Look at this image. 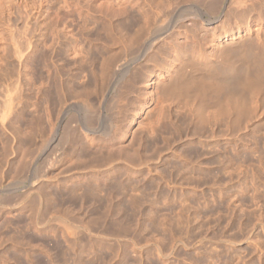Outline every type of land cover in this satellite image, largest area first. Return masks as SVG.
Instances as JSON below:
<instances>
[{"label":"rangeland","instance_id":"obj_1","mask_svg":"<svg viewBox=\"0 0 264 264\" xmlns=\"http://www.w3.org/2000/svg\"><path fill=\"white\" fill-rule=\"evenodd\" d=\"M208 1L0 0V181L5 174L9 179L20 174L27 150L36 148L48 127L47 114L57 110L64 90L95 95L108 63L136 59L139 41L169 29L148 60L130 62L129 75L139 69L140 77L134 91L123 88L129 103L123 114H116L115 105L91 104L99 129L117 125L109 137L96 133L91 144L81 124L89 112L84 106L70 110L60 130L69 137L60 135L61 144L57 140L51 148L63 145L64 157L79 152L74 158L80 168L67 170L75 159L64 161L49 170L52 179L34 186L41 185V212L32 200L39 191L31 187L32 172L31 181L19 186L32 191L1 193L0 264H264V78L255 90L231 91L228 98L197 87L198 80L224 82L204 77L196 62L202 51L213 52L224 31L199 14L211 7ZM221 4L224 11L230 5L229 0ZM236 15L226 18L233 21ZM250 15L256 17L255 11ZM177 19L181 24L173 27ZM258 23L255 19L250 36L262 42ZM175 45L187 49L181 62L171 54ZM233 59L252 65L246 56ZM162 65L178 73L155 85ZM179 74L189 79L180 78L183 86ZM193 80L202 94L193 90ZM73 139L89 149L72 148ZM110 149L122 153L125 162L116 160L109 170L101 166L106 173L85 169L94 156L103 164ZM31 151L36 159L39 150ZM37 165L35 160L32 169ZM119 184L124 187L113 190Z\"/></svg>","mask_w":264,"mask_h":264},{"label":"bare ground","instance_id":"obj_2","mask_svg":"<svg viewBox=\"0 0 264 264\" xmlns=\"http://www.w3.org/2000/svg\"><path fill=\"white\" fill-rule=\"evenodd\" d=\"M223 0H211L208 1L210 2L211 4V7L206 10V11H203L202 13L200 12L199 14H201V16L203 15H207L208 18H205L204 16L202 18H204L205 20L209 21L210 23H217L219 24L216 28H218V30L223 31V35L221 33H219L217 35V39H218V42L215 44L216 47L214 48L213 52L211 53H208L206 51H202L201 53H199V58L197 59L196 62H198V67H201L202 69H204L205 71V76L204 77H210V79L212 77H215V76H219L224 82L223 84L221 85V83L219 84L218 83V86H217V82H213L214 84H212L211 80L208 81V83H204L203 84L199 81L198 88H201L205 93H207L208 95H211L212 93L214 94V92H216V94L218 93L219 95L221 96H226V94L231 91H240L239 89H242L243 91H245L244 89H247L246 91L252 89L255 90L257 87H258V80L260 79H263L264 78V39L262 42H258L256 40H254L253 37L250 36V33H252L251 31L253 30V23H254V20L255 19H258V25H259V28L258 30L259 31H264V0H229V3L230 5L226 8L227 10L224 11L223 10V7H222V2ZM207 4V3H206ZM210 6V5H209ZM208 6V7H209ZM250 11H255V14H256V17H253L252 15H250ZM224 12V13H223ZM34 13V12H33ZM232 13H236L237 17H234V19H236L234 21H231L230 18L227 19L226 17H228L229 14L232 15ZM193 15V14H192ZM201 16H198L200 19H201ZM54 17V16H53ZM196 17V16H195ZM186 19V18H185ZM178 21L176 23H174V26L173 27H177L179 26L178 23L181 24V20L177 19ZM30 28V27H29ZM41 29V28H40ZM169 29L166 30L165 32H163L162 34H159V35H152L151 34H148V35H144L145 37L139 41L137 40V42L139 41V54L137 56V58H132V61H129V60H125V59H120L121 61H119V63H108L107 67H106V70L104 72L102 71L101 72V81H98V84H97V88H96V93L95 95H93L92 93H89L90 91L87 90V92H85V90L83 92H85L84 94H79V95H75V92L73 93L71 91V94L73 93V96L70 95V93L66 92L64 90V92L62 93L61 89H60V93H62V95L59 93L60 96V99L58 101V108L55 112L53 111H49L51 113H48V127L45 128L44 132H42L41 130V135H39L40 137L38 138L39 141L36 142V148L37 150H39V154H37L38 156L36 157V159H34V157H30L29 156V151H31L32 149H34L33 147L30 149V150H27V156H25L24 158V162L22 161L23 163V166L21 167V172L20 174H18L17 177H11L12 179H9L7 178V174H5V180H1L0 182V196H1V193H5V192H9V194H17L19 193L18 195H20V192L24 193V189L25 188H21L19 187L20 184H24L25 180H27V178H29V174H33V178L35 179V181L32 183L33 185L31 186L32 189L36 188L34 187L35 185H37L39 183V181L43 178H50L52 179L51 177H48V172L50 169H53V168H56L57 166L59 167V164H62V162L64 163V161H72L74 160L76 157L75 153L76 151L74 152V154L72 156H69V157H64L63 155V145H62V148H56V143L54 144L55 147L54 149L51 148V145L53 142H56L57 140H59L57 143L59 144V142L61 141V137L60 135L63 137V136H67L68 134V131L64 132L67 133L65 135L63 134H60V130H62L61 128L64 126V123L66 122V120L68 121V116L70 115V110H73L74 108L76 107H83L86 111L89 112V114L87 115V117L81 121V124H82V127H83V130H84V134L86 137L90 138V141L91 144L94 143L96 141V138L97 136L95 135L96 133L97 134H100V132L109 137L111 135V132L114 131L113 129L116 128V124L114 126H111L110 129H99L97 125V121H96V124L95 122H93L94 120H92V117H97L96 115H91V113H93V109L94 108H91V104L93 105V103H98L100 107H103V108H108V107H112V105H115V109L114 110H117V115H119L120 113H124L122 112L123 108H125V99L123 100L122 98V93L125 92V89L129 88V90H132L133 91L135 90L134 87H136L137 89V86L136 84L138 83L139 81V78L140 77L138 74H139V69L137 71H135L133 74L129 75V72L131 71L130 70V66H132V64H134L135 61H140V60H148L149 56H151L153 53V51L155 50L156 48V44L158 42V40L160 38L163 37V39L167 38V36L169 35L168 33ZM57 36V35H56ZM263 36V35H262ZM143 37V36H142ZM195 38V36H193ZM141 39V37H139ZM138 38V39H139ZM241 38V39H239ZM245 40H244V39ZM253 38V39H252ZM263 38V37H262ZM60 39V38H59ZM238 39V40H237ZM259 39V38H258ZM261 39V38H260ZM237 40V41H236ZM244 41V42H243ZM235 42L237 44V47H234L235 45ZM243 42V43H242ZM20 44V42H19ZM234 44V45H232ZM29 46V45H28ZM77 48V47H76ZM36 49V48H35ZM31 50V49H30ZM174 51L171 53L173 54V58L174 60H182L181 58L184 56L183 54L187 51L186 48H184L182 45H175ZM195 50V49H194ZM34 51V50H33ZM18 52V51H17ZM189 53L191 51H188ZM193 53V52H191ZM197 53V52H196ZM189 55V54H188ZM234 55H239V56H242V57H249V61L251 60V63L252 65H243V64H238L235 63L236 61L232 58L234 57ZM192 56V55H191ZM196 57V55H195ZM113 61V60H112ZM183 61V60H182ZM130 62H132V64H130ZM181 62V61H180ZM256 64H254V63ZM76 63V62H75ZM194 63V62H193ZM136 64V63H135ZM185 64V63H184ZM254 64V66H253ZM61 66V65H60ZM64 66V65H63ZM187 66H189L187 64ZM178 69V68H177ZM176 70V69H175ZM174 70V68L172 67V65H167V66H163L162 65V69L161 71L157 74L158 76L155 78V85H160V84H163L164 81H162L161 77H173V75H177L178 72H176ZM179 71V69L177 70ZM63 72V71H62ZM259 74L257 75L256 73ZM4 73V72H3ZM13 73V72H12ZM61 73V72H60ZM103 74V75H102ZM5 75V74H4ZM129 75V76H128ZM186 75V74H185ZM180 76V77H179ZM179 79L181 78V75L179 74ZM188 76V75H187ZM201 76V75H200ZM177 77H174V79H172L173 81L174 80H178L176 79ZM4 78V77H3ZM32 78V77H31ZM186 78V76H185ZM194 78H197V77H194ZM193 78V79H194ZM199 78V77H198ZM259 78V79H258ZM183 80H185L183 77L181 78ZM181 79H180V83H181ZM204 79V78H203ZM217 79V78H215ZM214 79V80H215ZM12 80V79H11ZM99 80V79H98ZM169 80V79H168ZM189 79L185 80V81H188ZM197 80V79H196ZM196 80H193L195 81V89H193L194 91L197 90L196 89ZM50 81V80H49ZM171 81V82H173ZM203 81V80H202ZM205 81V80H204ZM217 81V80H216ZM51 82V81H50ZM170 81H168V83H171ZM177 83V81H175ZM178 82V83H179ZM184 82V81H183ZM182 82V83H183ZM192 82V81H191ZM261 82V81H260ZM17 83H19V80L17 81ZM166 83V82H165ZM165 83H164V86H165ZM167 83V84H168ZM181 83V84H182ZM190 83V81H189ZM189 83H184L185 84V87H187V85ZM180 84V85H181ZM187 84V85H186ZM194 84V83H193ZM65 85V84H64ZM62 85V86H64ZM70 85V84H69ZM174 86L176 84H173ZM214 85H216L214 87ZM260 85V84H259ZM55 86V85H53ZM96 86V85H95ZM178 86V85H176ZM183 86V84L181 85ZM189 86V85H188ZM70 87V86H69ZM72 87V86H71ZM123 88L124 91H123ZM180 88V87H179ZM47 89V88H46ZM55 89V88H54ZM68 89V88H67ZM75 89V88H74ZM177 88H175L176 90ZM182 89V88H181ZM201 89H198L199 92ZM187 90V89H186ZM128 91V89H127ZM126 91V92H127ZM188 91V90H187ZM237 91V92H238ZM130 93H132V91H129ZM128 92V93H129ZM190 92V91H189ZM196 92V91H195ZM193 92V94L195 93ZM212 92V93H211ZM235 92V94L237 93ZM250 92V91H248ZM247 92V93H248ZM77 93V91H76ZM80 93V91H79ZM211 93V94H210ZM78 94V93H77ZM192 94V93H191ZM200 94H202V92H200ZM207 94H205L206 96H208ZM218 94L216 96H218ZM241 94H245L246 93H241ZM125 95V94H124ZM199 95V94H198ZM204 95V94H203ZM233 95V94H232ZM237 95V94H236ZM240 95V94H239ZM195 96V95H194ZM200 96V95H199ZM202 96V95H201ZM215 96V95H214ZM213 96V97H214ZM220 96V97H221ZM238 96V95H237ZM17 97V96H16ZM79 97V98H78ZM209 97V96H208ZM219 97V98H220ZM228 98V96H226ZM223 98V101L224 99ZM231 97V96H230ZM235 97V96H233ZM239 97V96H238ZM244 97V96H243ZM72 98H75L74 100ZM78 98V99H77ZM205 98V97H204ZM210 98V97H209ZM215 98V97H214ZM213 98V99H214ZM236 98V97H235ZM30 99V98H29ZM72 99V100H71ZM197 99V98H196ZM200 99V98H199ZM211 99V98H210ZM233 99V98H232ZM128 100V99H127ZM216 100V99H215ZM214 100V101H215ZM15 101V100H14ZM13 101V103H14ZM201 101V100H200ZM206 101V100H205ZM233 101H235L233 99ZM231 100V102H233ZM237 101V100H236ZM235 101V102H236ZM244 101V100H242ZM17 102V101H16ZM218 102V101H217ZM245 102V101H244ZM6 103V102H5ZM12 102H8L7 104V108H9V105H11ZM194 103V102H193ZM224 103H226V101H224ZM19 104V103H18ZM129 103H126V105L128 106ZM97 105V104H95ZM131 105V103H130ZM216 105V104H215ZM230 105H233L230 103ZM236 104H234L235 106ZM6 106V105H5ZM4 106V107H5ZM132 106V105H131ZM209 106V105H208ZM219 106V105H218ZM237 106V105H236ZM48 107V106H47ZM93 107H95L93 105ZM202 107V106H201ZM224 107V106H223ZM230 107H233V106H230ZM96 108V107H95ZM117 108V109H116ZM236 108V107H235ZM234 108V109H235ZM237 108L239 109H236V110H240L241 108V111L246 110L244 106H237ZM79 109V108H77ZM98 109V107H97ZM1 110V109H0ZM102 110V109H100ZM225 110V109H224ZM3 111V110H2ZM8 111V110H7ZM81 111V110H80ZM128 111V109H127ZM223 111V110H222ZM240 111V113H242ZM96 112V110H95ZM116 112V111H115ZM220 112V111H219ZM239 113V111H237ZM3 117L6 116L7 112H3ZM112 113H113V110H112ZM2 114V113H1ZM87 114V113H86ZM97 114V113H95ZM72 115V114H71ZM102 115V114H100ZM127 115V114H126ZM106 116V115H105ZM32 117V116H31ZM40 117V116H38ZM37 117V118H38ZM107 117V116H106ZM127 117V116H126ZM42 119V118H41ZM98 119V118H97ZM9 121V120H8ZM118 121V120H117ZM69 122V121H68ZM100 122V121H99ZM98 122V123H99ZM79 123V121H78ZM112 123V122H111ZM119 123V122H118ZM40 124V123H39ZM68 124V123H67ZM67 124L65 125V127L67 128ZM97 125V126H96ZM101 126V124H100ZM99 126V127H100ZM40 127V126H39ZM106 127V126H105ZM104 127V128H105ZM120 127V126H119ZM129 127V126H128ZM41 128V127H40ZM64 128V127H63ZM102 128V127H101ZM38 129V128H37ZM42 129V128H41ZM44 129V128H43ZM69 129V128H68ZM72 129V128H71ZM82 129V128H81ZM14 130V129H13ZM63 132V133H64ZM79 133V132H78ZM95 136H94V135ZM123 135V134H121ZM1 136V135H0ZM74 136V135H73ZM76 136V135H75ZM82 136V135H81ZM84 136V137H85ZM60 137V138H59ZM69 137V134L67 136V138ZM85 137V138H86ZM64 138V137H63ZM77 138V137H76ZM80 138V137H78ZM122 138V137H121ZM98 139V138H97ZM37 140V139H35ZM34 140V141H35ZM66 140V139H65ZM73 140H76V139H73ZM100 140V139H99ZM81 139H77L75 141V143L73 142L71 145H72V148L74 147L73 144H76V148L77 151L81 148V150H86V149H82L83 147L84 148H88V147H85L83 146ZM71 142V141H69ZM88 142V141H87ZM97 142V141H96ZM68 143V142H67ZM57 144V146H58ZM61 144V142H60ZM63 144V143H62ZM30 145V143H29ZM68 145V144H67ZM32 146V145H31ZM88 146V145H87ZM30 147V146H29ZM35 147V146H34ZM53 147V146H52ZM59 147V146H58ZM61 147V146H60ZM138 147V146H137ZM36 148L34 149L35 152L37 151ZM75 148V150H76ZM93 148V147H92ZM89 149V148H88ZM98 149V147H97ZM25 150V149H24ZM34 150L33 153H34ZM31 151V153H32ZM96 151V150H95ZM99 151V150H98ZM107 151V150H106ZM112 151L111 149L109 150V152ZM121 151V150H120ZM26 152V151H25ZM87 152V151H86ZM30 153V154H31ZM73 153V152H72ZM79 153V152H78ZM78 153L77 156H78ZM93 153V152H92ZM97 153V152H95ZM1 155V154H0ZM92 155V154H91ZM93 156V155H92ZM131 156V155H129ZM81 157V156H80ZM96 157V156H94ZM92 158V161L90 163H88V166L85 165V169L87 167L90 168V172L91 173L92 171H98L99 172H103V173H106L107 170L111 169L112 166H113V162L116 160H119L122 159L124 162H125V159L123 158V154L119 153H108V155L106 156V158L103 159V164L101 163H96V159L95 158ZM125 157V156H124ZM135 157V156H134ZM7 158V157H6ZM78 159V158H76ZM76 159L74 160V164H71V166H69L67 168V170H71V169H77L79 170V164L77 166V163H76ZM140 159V158H139ZM37 160L40 165H37L36 169H32V166L31 165H34V161ZM128 160V159H127ZM129 160H131L129 158ZM128 160V161H129ZM143 160V159H142ZM88 161V160H87ZM102 161V160H101ZM127 161V162H128ZM134 161H137L136 159ZM133 159H132V162L134 163ZM21 162V161H20ZM78 162V161H77ZM83 162V161H82ZM11 163V162H10ZM71 163V162H69ZM131 163V162H130ZM129 163V164H130ZM141 163V162H140ZM22 165V164H21ZM70 165V164H69ZM103 165H108V169L105 170V169H101ZM10 167V165L8 166ZM114 167V166H113ZM126 167V166H125ZM89 168H87L89 170ZM131 168V166H130ZM66 169V168H65ZM84 169V170H85ZM86 169V170H87ZM12 170V169H11ZM83 170V171H84ZM127 170V169H125ZM140 171V170H139ZM77 172V171H76ZM109 172V171H108ZM129 172V171H128ZM245 172V171H244ZM10 173V172H9ZM15 173V172H14ZM95 173V172H94ZM11 174V173H10ZM80 174V173H79ZM92 174V173H91ZM4 175V174H3ZM2 175V176H3ZM50 175V174H49ZM52 175V174H51ZM89 175V174H88ZM138 175V174H137ZM185 175V174H184ZM71 176V175H70ZM82 176V175H81ZM94 176V175H93ZM239 176V175H238ZM31 177V178H32ZM73 177V176H72ZM71 177V178H72ZM121 177V176H120ZM123 177V176H122ZM9 179V180H8ZM30 179V178H29ZM54 180V179H53ZM68 180V179H67ZM28 181V180H27ZM31 181V179L29 180ZM85 182V181H84ZM107 182V181H105ZM120 182V181H119ZM244 182V181H243ZM30 183V182H29ZM108 183V182H107ZM31 184V183H30ZM94 184V183H93ZM115 184V183H114ZM118 184V183H117ZM216 184V183H215ZM27 185V184H25ZM39 185V184H38ZM89 185V184H88ZM97 185V184H96ZM120 185V186H119ZM118 186H115L113 190L115 189H122L124 187V185H121L119 184ZM29 186V185H28ZM27 186V190L30 192V190L32 191V189L30 187ZM41 186V185H40ZM39 186V187H40ZM127 186V185H126ZM243 186V185H242ZM25 187V186H24ZM37 187V188H39ZM131 187V186H130ZM222 187V186H221ZM36 190H39L37 189ZM41 188V187H40ZM101 188V187H100ZM126 188V187H125ZM248 188V187H247ZM33 189V191H34ZM93 189L95 191V188H92V189H89V190H92L93 192ZM104 188H102L103 190ZM108 189V188H107ZM134 189V188H133ZM26 190L25 193H27L28 191ZM35 190V191H36ZM44 190V188H43ZM42 190V191H43ZM87 190V189H85ZM100 191V189H98ZM112 190V191H113ZM47 191V190H46ZM74 191V190H73ZM111 191V190H110ZM123 191V190H122ZM28 192V193H29ZM96 192V191H95ZM101 192V191H100ZM126 192V191H125ZM22 193V194H23ZM33 193V192H32ZM47 193V192H46ZM91 192H89L90 194ZM94 193V192H93ZM92 193V194H93ZM8 194V193H7ZM31 194V193H30ZM90 194L92 197L93 195ZM107 194V192H106ZM191 194V193H190ZM86 195V194H85ZM109 195V194H108ZM117 195V193H116ZM212 195V194H211ZM10 196V195H9ZM32 200L34 201V203L37 205H34L37 207V210H39L41 208V205H42V200L43 197L41 195V192L40 190L37 192H35L33 195H32ZM46 196V195H45ZM84 196V195H83ZM115 197V195H113ZM4 197H6L4 195ZM3 197V198H4ZM14 197H17L16 195ZM90 197V196H89ZM105 197V195H104ZM221 197V196H220ZM112 198V197H111ZM114 199V198H113ZM137 199V197H136ZM255 199V198H254ZM259 199V198H258ZM1 200V199H0ZM48 200V198H47ZM109 200V199H108ZM107 200V201H108ZM122 200V199H121ZM136 200H134L135 202ZM1 202V201H0ZM4 202V199L3 201ZM238 202V201H237ZM139 203V202H138ZM119 204V203H118ZM237 204V203H236ZM235 204V205H236ZM110 205V204H109ZM43 206V205H42ZM103 206V205H102ZM35 207V208H36ZM123 209V208H122ZM5 210V209H4ZM36 210V211H37ZM120 210V209H119ZM196 210V209H195ZM39 212H41L39 210ZM38 211L35 212V213H38L37 215H39ZM105 213V212H104ZM110 213V211H109ZM231 214V213H230ZM238 214V213H237ZM256 215V214H255ZM38 217V216H37ZM57 217V216H56ZM121 217V216H120ZM57 218H61V217H57ZM124 218V217H123ZM41 220V219H40ZM59 220V219H58ZM62 220V219H61ZM65 220V219H64ZM247 220V219H246ZM60 221V220H59ZM122 221V220H121ZM190 221V220H189ZM65 221H63L62 223L65 225L66 227V222L64 223ZM188 222V221H187ZM247 222V221H246ZM253 222V221H252ZM40 223V222H39ZM235 223V222H234ZM8 225V224H7ZM237 225V224H236ZM73 226V225H72ZM75 226V225H74ZM123 226V225H122ZM69 228L73 229L72 227L68 226ZM67 227V228H68ZM79 227V226H78ZM107 228V227H106ZM70 229V231H71ZM105 230V229H104ZM103 230V231H104ZM72 233V232H70ZM121 235V234H120ZM119 236V235H118ZM237 238V237H236ZM79 239V238H78ZM242 241V240H241ZM211 256V255H210ZM15 261V260H14Z\"/></svg>","mask_w":264,"mask_h":264}]
</instances>
